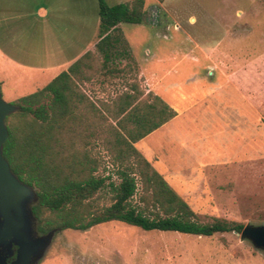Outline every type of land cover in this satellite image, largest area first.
<instances>
[{
	"label": "rangeland",
	"instance_id": "rangeland-1",
	"mask_svg": "<svg viewBox=\"0 0 264 264\" xmlns=\"http://www.w3.org/2000/svg\"><path fill=\"white\" fill-rule=\"evenodd\" d=\"M75 1L92 25L99 22L96 0ZM148 1L144 22L124 25L128 36L122 27L118 31L130 54L109 63L117 71L101 68L81 87L89 101L76 109L82 139L73 152L88 158L94 174L120 181V164L104 131L117 126V97L137 81L177 115L135 146L199 220L264 225V0ZM69 4L73 0H0V27L14 32L22 61L12 70L0 65L7 102L15 104L61 71L52 67L69 57L70 39L57 31L53 14ZM41 5L51 10L46 19L37 15ZM59 45L66 49L62 54L53 52ZM139 194L140 188L135 203ZM111 198L108 187L99 202L109 204ZM39 264H264V249L237 231H146L114 220L56 232Z\"/></svg>",
	"mask_w": 264,
	"mask_h": 264
},
{
	"label": "trees",
	"instance_id": "trees-1",
	"mask_svg": "<svg viewBox=\"0 0 264 264\" xmlns=\"http://www.w3.org/2000/svg\"><path fill=\"white\" fill-rule=\"evenodd\" d=\"M98 11L100 28L96 47L101 60L94 52H86L45 86L20 97L15 102L16 111L6 118L9 136L3 145V155L13 172L37 191L38 200L32 209L38 232L86 230L114 220L146 231L205 236L241 232L244 226L239 222L219 218L210 223L201 222L198 213L135 146L177 115L176 109L162 96L152 90L146 92L137 81L117 97L122 114L117 126L111 124L104 131L120 164V181L107 182L106 176L94 174L95 168L88 166V158L73 152L74 142L82 139L83 123L76 109L89 101L80 83L83 78L91 80L93 73L101 68L117 71L109 68V63L130 54L127 40L118 33V25L142 23L145 0L116 4L98 0ZM120 45L124 46L123 50ZM108 187L112 192L111 202L102 204L100 192Z\"/></svg>",
	"mask_w": 264,
	"mask_h": 264
},
{
	"label": "water",
	"instance_id": "water-1",
	"mask_svg": "<svg viewBox=\"0 0 264 264\" xmlns=\"http://www.w3.org/2000/svg\"><path fill=\"white\" fill-rule=\"evenodd\" d=\"M16 109L17 105L7 102L0 91V264H39L56 232H38L32 209L38 200L37 191L13 172L3 155L9 136L6 118ZM246 238L264 248V225H245L241 239Z\"/></svg>",
	"mask_w": 264,
	"mask_h": 264
},
{
	"label": "crops",
	"instance_id": "crops-1",
	"mask_svg": "<svg viewBox=\"0 0 264 264\" xmlns=\"http://www.w3.org/2000/svg\"><path fill=\"white\" fill-rule=\"evenodd\" d=\"M131 1L132 0L126 2H131ZM146 1L147 3L149 2L148 0ZM96 2L98 5V0H96ZM77 4L79 7L78 10H74L73 8L75 5L77 6ZM83 8L84 6L81 5V2L73 0V4L63 6L62 8L59 7L58 8L59 12L53 14V19L56 20L54 24L59 27L57 31L66 32L67 34H69L68 38L70 39L67 43L69 57L65 58L64 61L57 63L52 67L53 69L56 68L57 70H61L53 78H55L62 71L67 70L74 62H76L88 51L94 52L97 56L101 55L96 47V43L99 39L100 17H99V22L95 25H92L86 11H84ZM53 11L54 10H52V13ZM50 14H51V10L49 9V7L45 5H41L37 9V15L40 19L48 18ZM144 20H145V16H144ZM128 24H141V23H125V22L119 23L118 27L119 28L122 27L124 29L123 32L126 36L128 35L125 30L126 26L124 25H128ZM123 32H121V34ZM61 36L63 35L61 34L60 36H54V37L61 38ZM19 47H20L19 42L16 39L14 32L11 30V28L7 26H4L3 28L0 27V65L2 71L8 70L10 68L12 70V67L18 65L20 66L22 64L21 63L22 61L19 59L17 53L19 50H21L19 49ZM131 48L133 51L132 44H131ZM65 50L63 46L59 45L58 49L57 50L55 49L53 52L62 54L63 52H65ZM91 80L83 78L82 82L80 83V86L83 87L85 85H89ZM83 90L85 92V89Z\"/></svg>",
	"mask_w": 264,
	"mask_h": 264
},
{
	"label": "flooded vegetation",
	"instance_id": "flooded-vegetation-1",
	"mask_svg": "<svg viewBox=\"0 0 264 264\" xmlns=\"http://www.w3.org/2000/svg\"><path fill=\"white\" fill-rule=\"evenodd\" d=\"M262 249H264V248H262Z\"/></svg>",
	"mask_w": 264,
	"mask_h": 264
}]
</instances>
